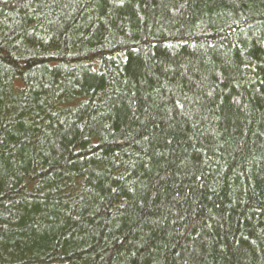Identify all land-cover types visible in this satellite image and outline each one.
Instances as JSON below:
<instances>
[{
  "label": "trees",
  "instance_id": "1",
  "mask_svg": "<svg viewBox=\"0 0 264 264\" xmlns=\"http://www.w3.org/2000/svg\"><path fill=\"white\" fill-rule=\"evenodd\" d=\"M0 264H264V0H0Z\"/></svg>",
  "mask_w": 264,
  "mask_h": 264
}]
</instances>
